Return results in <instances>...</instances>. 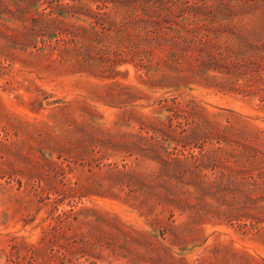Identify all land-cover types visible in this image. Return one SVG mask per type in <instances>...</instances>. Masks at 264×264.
Returning <instances> with one entry per match:
<instances>
[{
    "label": "rangeland",
    "instance_id": "374dc122",
    "mask_svg": "<svg viewBox=\"0 0 264 264\" xmlns=\"http://www.w3.org/2000/svg\"><path fill=\"white\" fill-rule=\"evenodd\" d=\"M0 264H264V0H0Z\"/></svg>",
    "mask_w": 264,
    "mask_h": 264
}]
</instances>
